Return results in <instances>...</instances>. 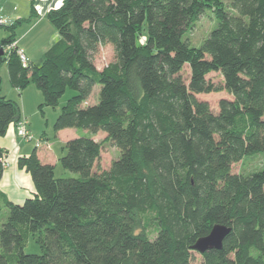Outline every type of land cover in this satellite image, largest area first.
Wrapping results in <instances>:
<instances>
[{
	"label": "trees",
	"instance_id": "16d2710c",
	"mask_svg": "<svg viewBox=\"0 0 264 264\" xmlns=\"http://www.w3.org/2000/svg\"><path fill=\"white\" fill-rule=\"evenodd\" d=\"M209 14L215 25L193 46L185 34ZM46 19L59 40L40 66L8 48L20 19L0 25V64L46 107L74 92L53 128L81 134L64 145L59 178L36 150L18 159L35 194L14 204L0 192V264H192L214 225L231 231L200 264H264V169L232 172L264 153V0H63ZM105 46L114 60L98 70ZM220 92L230 98L216 112L198 98ZM21 119L0 96V137ZM99 133L119 151L106 170ZM5 157L0 148V180ZM31 236L39 255L24 252Z\"/></svg>",
	"mask_w": 264,
	"mask_h": 264
},
{
	"label": "crops",
	"instance_id": "0c3cea01",
	"mask_svg": "<svg viewBox=\"0 0 264 264\" xmlns=\"http://www.w3.org/2000/svg\"><path fill=\"white\" fill-rule=\"evenodd\" d=\"M62 2L63 0H0V16L5 20V23L9 25L19 20L20 17H23L20 16L19 13L22 8L26 7L29 12L31 6L35 9L36 17L32 20L31 25H29L27 29H24L18 38H15L16 47L24 51L29 63L32 65H35V60L33 59L34 45L24 39L41 24L43 29L47 32H51L50 28L52 24L46 19V14L48 11L60 7ZM58 40L59 36L56 35V32H51L50 36L45 40V43H42L39 47L40 49L44 47L43 53L45 54ZM38 61L40 60L38 59ZM29 86H31V84L26 87L27 89H25L23 94L18 93L17 97H20L19 104L17 103V98H13V96L9 98L11 101H16L18 104L21 118L27 121L28 130L33 135L34 140L26 142L19 138L16 133V128L13 125H10L5 135L0 137V148L6 152L0 180V192L14 204H22L26 199L31 198L35 194L32 179L29 173L18 167V159L27 157L36 150V155L41 163L57 167L59 158L65 153L64 145L66 142L81 134V132L76 129H66L55 132L53 136L54 142L50 143L52 134L49 131V125L44 128L41 122H37L41 121L40 119L35 120L38 116L35 104L40 103V95ZM54 119L55 118H52V123ZM35 140L36 142L37 140L40 142L38 147L35 145Z\"/></svg>",
	"mask_w": 264,
	"mask_h": 264
},
{
	"label": "rangeland",
	"instance_id": "374dc122",
	"mask_svg": "<svg viewBox=\"0 0 264 264\" xmlns=\"http://www.w3.org/2000/svg\"><path fill=\"white\" fill-rule=\"evenodd\" d=\"M226 8L229 6L231 0H221ZM20 20H27L29 19L30 12L27 11L26 7L22 8L20 10ZM29 14V15H28ZM31 19L28 22H22L17 26L15 29V38H18L24 29H27L29 25L32 23ZM46 23V22H44ZM9 26V24H6ZM215 20L213 19L212 14H209V16H206L202 19H200L198 22H196L195 25L192 26V28L186 32L185 36L188 41L193 44V46H199L201 41L207 36V34L210 32V30L214 27ZM51 27V26H50ZM53 27V26H52ZM50 28V31L52 33L56 32L54 28ZM51 32H47L45 29H43L42 24L39 25L33 32H31L24 40L29 41L34 45V57L35 65L40 66L43 63L44 58V47L40 49L39 45L42 43H45V40L50 36ZM9 34L5 32L4 28H0V42L7 38ZM56 35L57 32H56ZM38 59L40 61H38ZM114 60V52L111 46H105L99 49L97 55L94 58V65L98 70H101L104 66H106L108 63L112 62ZM37 62V63H36ZM210 80H212L214 83H219L221 81V78L218 74H210L208 76ZM31 89L36 91V93H39L40 95V103L35 104V107L37 109V118L35 120L40 119L41 125L46 128L47 125H49V131L51 132L50 137V143L54 142V135L55 131L53 128V125L55 123V120L57 116L59 115L61 108L66 104V102L74 96V92L70 90H66L65 94L60 98L58 105L55 108L52 107H46L43 105V97L39 90L34 85L29 86ZM29 88V89H30ZM27 89V88H25ZM25 89L21 90L20 92L16 89H14L9 82L8 78V72H7V66L6 63L3 62L0 64V96L5 97V99L11 100L9 97L13 96V98L18 99V104L20 102V97H17L18 93H22L25 91ZM22 96V95H21ZM198 98L200 100L206 101L210 108L213 111H217V105L218 102L221 99H229L230 97L225 92L220 93H211L207 95H199ZM99 99V86H95L92 90V94L87 101L85 105H90L92 103L97 102ZM16 102V101H15ZM41 106H40V105ZM40 106V107H39ZM52 118H55L52 123ZM85 134H88L85 132ZM90 135V134H88ZM105 134L99 133L94 137V140L99 142L101 144V154H100V160L98 163V166L101 170H106L109 168L110 164L116 160L119 157V151L114 148L109 142L105 141ZM38 141V140H37ZM36 142V140H35ZM264 169V153L258 154L254 157L245 158L243 161L236 163L232 166V172L238 173V174H249L252 172L260 171ZM55 177L59 178L61 177L65 171L61 168L59 162L57 164V167H55ZM24 252L26 254H41L40 248L35 242L34 238L31 236L28 239V242L26 244V247L24 249ZM192 264H200V256L198 253H193V261Z\"/></svg>",
	"mask_w": 264,
	"mask_h": 264
},
{
	"label": "water",
	"instance_id": "95a60500",
	"mask_svg": "<svg viewBox=\"0 0 264 264\" xmlns=\"http://www.w3.org/2000/svg\"><path fill=\"white\" fill-rule=\"evenodd\" d=\"M3 52L0 50V57ZM231 229L222 225H214L209 234L198 239L192 247V250L199 254H204L209 250H221L223 241L230 233Z\"/></svg>",
	"mask_w": 264,
	"mask_h": 264
},
{
	"label": "built area",
	"instance_id": "2783aa9c",
	"mask_svg": "<svg viewBox=\"0 0 264 264\" xmlns=\"http://www.w3.org/2000/svg\"><path fill=\"white\" fill-rule=\"evenodd\" d=\"M5 24V20L0 16V25ZM9 49L11 48H16L15 43L10 45L8 47ZM16 54L18 56V59L20 61V64L23 68H27L28 64H29V60L27 58V56L25 55L24 51L22 49L16 48ZM16 133L17 136L19 138H21L22 140L26 141V142H31L33 140L32 136L29 135L27 128H26V122L25 120L21 119L17 126H16ZM36 146L38 147L40 145V142L37 141L35 142ZM4 164V163H3Z\"/></svg>",
	"mask_w": 264,
	"mask_h": 264
}]
</instances>
